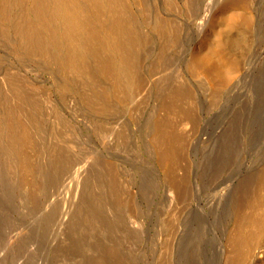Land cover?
I'll list each match as a JSON object with an SVG mask.
<instances>
[{"label":"bare ground","instance_id":"6f19581e","mask_svg":"<svg viewBox=\"0 0 264 264\" xmlns=\"http://www.w3.org/2000/svg\"><path fill=\"white\" fill-rule=\"evenodd\" d=\"M243 73L260 117L237 168L207 182L200 115ZM142 163L162 184L158 264H179L187 234L218 264H264V0H0V264L36 236L18 233L27 218L66 253L103 227L143 237ZM107 235L90 264H148Z\"/></svg>","mask_w":264,"mask_h":264},{"label":"rangeland","instance_id":"374dc122","mask_svg":"<svg viewBox=\"0 0 264 264\" xmlns=\"http://www.w3.org/2000/svg\"><path fill=\"white\" fill-rule=\"evenodd\" d=\"M238 86H240V88ZM234 87H236L237 93L235 94L231 93L232 90L233 92L235 91L234 90L235 88H233L230 91V93L227 94V96L231 95L232 98L229 96L230 99L228 100V97L225 96V98H223L221 102H219L220 104L216 103L217 105L216 104L215 106L213 105L214 106L213 111H212L213 106H210L211 109L208 108V110L210 111L204 110V114L200 115V117H204L207 120L206 122L207 130L201 139V149L196 154V158L202 166L203 176L207 182L216 181L217 178L221 176L223 173H225L227 169L232 168L234 170L235 168H237L239 164V159L242 156L244 157V139H246L249 132H251L249 121L251 117H260L257 113V109L253 110V108L252 109L244 108V73L242 74L241 78L237 81ZM199 100H200V105L203 106V103L205 102V98L200 96ZM224 101L226 102L223 103ZM221 103H223V106L221 105ZM120 121H121L120 125L123 124L124 127L127 126L126 128H128V130L132 129L131 127H129L130 126L128 123L130 121L129 117H122ZM128 143L129 142L127 141V144ZM127 147L126 149L130 150L129 145H127ZM145 164L146 163H142V165L145 166V167L143 166L144 171L140 169L137 172L138 174L144 173V175L142 174L143 177L141 180V185L143 186V190L146 193L145 195H146L147 200L145 201V206L147 208L148 216L146 215V216H143L142 218L144 219V221L146 220L145 221L146 224L144 225L145 230H144L143 237L141 236L139 239L136 236L134 237L136 238V240H134V238L133 239L131 238L129 242L132 247L136 245L137 249L135 248V246L131 249L130 248L131 246L129 247L130 244L128 243V241L125 242V240L123 239H121V241L119 242V239L117 237H114L115 236L114 234L111 235L110 232H106L107 230H105V228L103 227L105 231H103L102 229L101 232L99 231V234H98L99 236H101L100 234L102 233L103 236H101V240L97 239L98 237L94 239L93 242L96 244L92 246L93 249L91 247H87L89 250L87 251L88 253L91 252L92 255L93 253L96 254L98 252L102 253L100 255L105 254L103 252L106 251L107 245H105L104 243H106L105 241H107V237H105L106 238L105 239L104 236L109 233V235H111V236L107 235L109 239L113 236L112 239L109 241H112L113 238L116 241V238H117L118 242L117 241L116 242L118 243L119 248L122 247L124 249H127L125 246H128L129 247L128 250L130 249L129 251H131L133 254L136 253L135 255L138 254L137 255L138 258L146 259L148 264H158V259H159L158 248H160L158 247V240H160V242L164 240V233L160 229V223L163 220L162 210H161L162 209L161 195L163 191H162V184H161V179L159 175L154 171L152 167L148 166L147 164L145 165ZM227 218H228V215L225 216L224 222L227 220ZM29 220L31 221L32 219H28V218L25 219L26 223L27 222L28 223L26 224L24 222L25 226L20 227L18 230V233L23 234L24 232L28 230L27 233L25 234H30V233H33V230H34L37 236L39 231L35 229L38 224L36 225L32 221L30 222ZM193 221L195 222L197 227H199L200 224L202 223V219L197 217L196 215H194ZM147 227L149 228V230L151 228L152 229L149 231ZM146 230H148V232ZM34 236H35L34 234L29 235L31 239V244L33 245L30 244L28 248H26V250H24L23 252L21 251L20 253H18V251H16L18 254L15 252V254L13 255V260H15V262L12 261V257H11L12 263L14 264H19V263L20 264H33V263L35 264H54L55 260H58V259H60V262L61 261L62 262L61 263L56 262L55 264H59V263L62 264L63 262H64L63 264H67V263L68 264H82L83 262H86V261L87 262L85 264L91 263L89 258L86 257L88 253L85 254L83 251L84 246L82 247V249L79 248L75 250L74 252H72L73 254L70 252L66 253L65 251L64 253L62 252L63 250L56 249V246H57L56 243L55 245L53 242L45 240L44 236H41V238L39 237L40 239ZM190 236L192 237V235L190 234H187V236L183 235L180 239V249L176 257V259L178 260L177 263L179 264L180 263L181 264H200V263L201 264H218L219 255L217 251L212 250V253L209 255V257L206 256L204 250L201 249V246L200 245L198 246V243L196 244V240L192 239ZM34 238L39 239V240L34 241L33 240ZM102 238L103 240L105 239V241H103ZM98 241L100 243L102 241V246L100 245L102 247V251H99L98 250L99 248L96 249L97 245L100 244V243H97ZM191 242H194V243H191ZM120 243H122V245ZM87 245L90 246L91 244L87 243ZM119 248H118V251L120 252L121 249ZM133 250H138V251L136 252ZM200 250H202V252H200ZM199 252L202 254V256ZM62 253L65 255H63ZM203 253L205 256L203 255ZM263 253H264V244L262 248L258 251V255H262ZM215 257L218 259L216 260ZM75 258L79 259V261H77V259ZM72 259H74V261Z\"/></svg>","mask_w":264,"mask_h":264}]
</instances>
